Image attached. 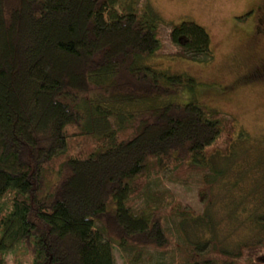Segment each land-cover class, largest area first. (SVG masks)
Returning a JSON list of instances; mask_svg holds the SVG:
<instances>
[{"label":"trees","instance_id":"obj_1","mask_svg":"<svg viewBox=\"0 0 264 264\" xmlns=\"http://www.w3.org/2000/svg\"><path fill=\"white\" fill-rule=\"evenodd\" d=\"M122 2L0 0V264L20 243L31 264H115L114 246L133 264L151 249L179 251L171 264H264L189 237L200 221L213 226L172 192L133 203L148 177L197 170L210 204L224 174L212 158L247 135L193 97L177 101L197 79L142 61L162 49L159 14L147 0ZM169 35L175 56L214 58L198 23ZM256 220L264 227V214Z\"/></svg>","mask_w":264,"mask_h":264},{"label":"rangeland","instance_id":"obj_2","mask_svg":"<svg viewBox=\"0 0 264 264\" xmlns=\"http://www.w3.org/2000/svg\"><path fill=\"white\" fill-rule=\"evenodd\" d=\"M131 1L119 0L124 5ZM147 1L159 14L162 49L154 57L142 61L172 74L193 76L198 82L194 91L186 90L177 101L186 103L193 97L209 109L232 117L236 130L247 136L239 143L235 142L228 157L227 154L216 153L212 158L211 166L221 169L224 174L207 189L210 204L200 200L204 171L197 170L180 182L169 180L170 171L159 177H148L137 188L138 196L133 203L138 207L151 202L148 195L143 194L145 190L157 195L163 191L172 192L176 200L193 212L206 215L205 222L213 226L210 229L200 221L192 232L187 233L189 237L214 238L227 252L236 253L241 249L240 262H246L253 255L263 256L264 227L256 219L264 214V79L248 84L242 82V77L249 69L254 72V62L264 59V37L256 40L245 32L247 24L253 27L254 16L239 18L247 14L246 9L252 4L263 0ZM186 20L198 23L210 34L214 56L210 62L198 63L175 56L179 48L172 44L169 32L172 26ZM113 250L115 264L134 263L126 261L117 246ZM5 255L6 264H11L16 258L23 264H31L33 257L30 245L26 243L18 244ZM180 257L179 251L162 254L151 249L150 253L142 256L139 264H160L159 261L171 264Z\"/></svg>","mask_w":264,"mask_h":264},{"label":"flooded vegetation","instance_id":"obj_3","mask_svg":"<svg viewBox=\"0 0 264 264\" xmlns=\"http://www.w3.org/2000/svg\"><path fill=\"white\" fill-rule=\"evenodd\" d=\"M247 14H242L241 20L248 16H254V24L253 27H250L249 24L245 27V32L248 33L247 36L252 37L253 39H259L264 37V0L260 3H254L251 7L247 8ZM254 72H250V69L244 72V76L242 77L243 81L248 84L255 82L256 80L264 79V59H261L258 62H254ZM252 65V66H253Z\"/></svg>","mask_w":264,"mask_h":264}]
</instances>
